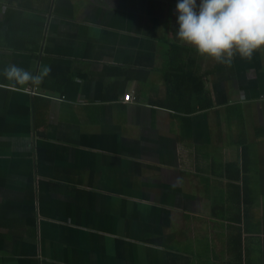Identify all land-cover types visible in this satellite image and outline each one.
I'll list each match as a JSON object with an SVG mask.
<instances>
[{"label":"crops","instance_id":"crops-1","mask_svg":"<svg viewBox=\"0 0 264 264\" xmlns=\"http://www.w3.org/2000/svg\"><path fill=\"white\" fill-rule=\"evenodd\" d=\"M175 7L0 0V264H264V52Z\"/></svg>","mask_w":264,"mask_h":264},{"label":"clouds","instance_id":"clouds-1","mask_svg":"<svg viewBox=\"0 0 264 264\" xmlns=\"http://www.w3.org/2000/svg\"><path fill=\"white\" fill-rule=\"evenodd\" d=\"M176 37L219 64L264 52V0H177Z\"/></svg>","mask_w":264,"mask_h":264},{"label":"built area","instance_id":"built-area-1","mask_svg":"<svg viewBox=\"0 0 264 264\" xmlns=\"http://www.w3.org/2000/svg\"><path fill=\"white\" fill-rule=\"evenodd\" d=\"M136 99V97L134 96V94L132 93H129L125 96V102H131V101H134Z\"/></svg>","mask_w":264,"mask_h":264},{"label":"trees","instance_id":"trees-1","mask_svg":"<svg viewBox=\"0 0 264 264\" xmlns=\"http://www.w3.org/2000/svg\"><path fill=\"white\" fill-rule=\"evenodd\" d=\"M168 1H175V5H176V3H177V0H168Z\"/></svg>","mask_w":264,"mask_h":264}]
</instances>
